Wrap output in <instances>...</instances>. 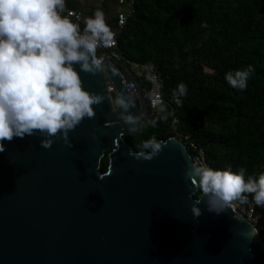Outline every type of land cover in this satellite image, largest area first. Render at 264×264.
<instances>
[{
  "label": "water",
  "instance_id": "1",
  "mask_svg": "<svg viewBox=\"0 0 264 264\" xmlns=\"http://www.w3.org/2000/svg\"><path fill=\"white\" fill-rule=\"evenodd\" d=\"M79 56L49 36L0 43V264H264L253 225L202 191L180 139L125 142L150 117L127 63Z\"/></svg>",
  "mask_w": 264,
  "mask_h": 264
},
{
  "label": "trees",
  "instance_id": "2",
  "mask_svg": "<svg viewBox=\"0 0 264 264\" xmlns=\"http://www.w3.org/2000/svg\"><path fill=\"white\" fill-rule=\"evenodd\" d=\"M117 51L163 78L158 114L124 137L131 150L176 137L233 182L224 186L236 205L264 215V0H135ZM138 79L146 89L147 73ZM107 166L106 152L100 172Z\"/></svg>",
  "mask_w": 264,
  "mask_h": 264
},
{
  "label": "built area",
  "instance_id": "3",
  "mask_svg": "<svg viewBox=\"0 0 264 264\" xmlns=\"http://www.w3.org/2000/svg\"><path fill=\"white\" fill-rule=\"evenodd\" d=\"M63 0H0V43L34 36H49L68 42V47L73 53H80L79 59L87 58L104 70L101 62L105 59L117 66L122 59L117 51V36L125 26L135 0H115L117 10L114 22L97 21L92 26H87L83 14L62 4ZM71 19L75 28L69 30L63 23V18ZM127 63V62H126ZM128 67L130 66L127 63ZM138 69L133 74L129 69L127 76L128 89L132 96L139 99L137 88L138 78L143 72L148 75L146 90L147 107L152 115H157L163 104L162 89L163 78L156 66L132 65ZM106 90L111 98L115 90L106 78ZM192 157L194 165L203 176L202 191L218 196L232 203L237 210L253 225L264 243V215L255 211L254 203L247 206L236 205L233 196L225 190L224 184L233 185L228 178L212 172L201 153ZM209 180L204 182V177Z\"/></svg>",
  "mask_w": 264,
  "mask_h": 264
},
{
  "label": "crops",
  "instance_id": "4",
  "mask_svg": "<svg viewBox=\"0 0 264 264\" xmlns=\"http://www.w3.org/2000/svg\"><path fill=\"white\" fill-rule=\"evenodd\" d=\"M62 4L80 11L87 26L99 20L111 21L117 10L115 0H63Z\"/></svg>",
  "mask_w": 264,
  "mask_h": 264
},
{
  "label": "rangeland",
  "instance_id": "5",
  "mask_svg": "<svg viewBox=\"0 0 264 264\" xmlns=\"http://www.w3.org/2000/svg\"><path fill=\"white\" fill-rule=\"evenodd\" d=\"M128 68L133 72V74H136V73L139 72L138 69L137 68H133L132 65H130ZM144 122H146V119H144Z\"/></svg>",
  "mask_w": 264,
  "mask_h": 264
},
{
  "label": "flooded vegetation",
  "instance_id": "6",
  "mask_svg": "<svg viewBox=\"0 0 264 264\" xmlns=\"http://www.w3.org/2000/svg\"><path fill=\"white\" fill-rule=\"evenodd\" d=\"M144 124H145V122H144Z\"/></svg>",
  "mask_w": 264,
  "mask_h": 264
}]
</instances>
